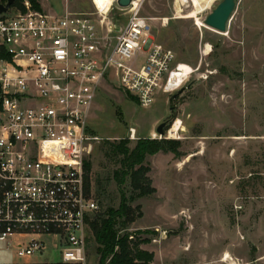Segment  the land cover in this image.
<instances>
[{"label":"rangeland","instance_id":"374dc122","mask_svg":"<svg viewBox=\"0 0 264 264\" xmlns=\"http://www.w3.org/2000/svg\"><path fill=\"white\" fill-rule=\"evenodd\" d=\"M36 1V9L52 14L111 8L108 20L117 29L131 9L116 0ZM219 1L141 0L151 37L175 54L162 88L143 107L103 81L89 113L95 137L89 192L99 210L117 208L120 190L133 193L128 179L120 187L113 179L120 157L110 143L128 138L132 147L144 137L176 142L175 153L146 156L156 191L129 202L141 216L127 231L135 236L139 230L146 239L140 247L153 252L152 264H264V0H236L224 31L204 23ZM161 122L162 137L156 132ZM87 252L98 264L89 231ZM2 259L24 260L5 253Z\"/></svg>","mask_w":264,"mask_h":264},{"label":"built area","instance_id":"2783aa9c","mask_svg":"<svg viewBox=\"0 0 264 264\" xmlns=\"http://www.w3.org/2000/svg\"><path fill=\"white\" fill-rule=\"evenodd\" d=\"M128 7L121 29L111 8L52 14L26 0L0 12L9 56L0 58V264H94L87 235L98 204L84 181L92 104L111 81L149 106L175 58L151 37L141 0Z\"/></svg>","mask_w":264,"mask_h":264},{"label":"trees","instance_id":"16d2710c","mask_svg":"<svg viewBox=\"0 0 264 264\" xmlns=\"http://www.w3.org/2000/svg\"><path fill=\"white\" fill-rule=\"evenodd\" d=\"M22 1L14 0L13 6L23 9ZM30 1L35 8L39 7L36 0ZM0 58H9L2 52V47H0ZM128 143V138L120 139L110 143V147L112 154L120 157L119 167L113 171V179L118 187L128 179L132 195L127 197L120 190V202L117 208L108 207L104 210L97 208L88 220V231L97 246L98 264H152L154 256L152 251L140 247L146 239L136 235L140 233L139 230L130 238L127 227L141 216V212L138 205L132 207L129 202L135 197L147 196L156 191L148 176L150 167L145 163L146 156L160 151L175 153L176 142L144 137L138 138L132 147ZM90 168L91 163L87 160L84 163V181L88 191Z\"/></svg>","mask_w":264,"mask_h":264},{"label":"water","instance_id":"95a60500","mask_svg":"<svg viewBox=\"0 0 264 264\" xmlns=\"http://www.w3.org/2000/svg\"><path fill=\"white\" fill-rule=\"evenodd\" d=\"M14 0H6L5 3H0V12L7 11L8 7L13 4ZM132 0H116L119 7H128ZM236 0H220L211 12L205 17L204 23L216 30L224 31L226 20L232 12ZM185 87H181L178 93L182 92ZM176 94L173 95V97ZM165 122H161L156 127V132L160 135L164 134Z\"/></svg>","mask_w":264,"mask_h":264},{"label":"bare ground","instance_id":"6f19581e","mask_svg":"<svg viewBox=\"0 0 264 264\" xmlns=\"http://www.w3.org/2000/svg\"><path fill=\"white\" fill-rule=\"evenodd\" d=\"M178 123H179V121L176 122V126H178ZM227 257H228V256L226 255V256H225V259H226Z\"/></svg>","mask_w":264,"mask_h":264}]
</instances>
